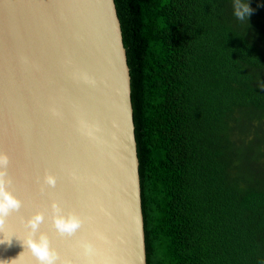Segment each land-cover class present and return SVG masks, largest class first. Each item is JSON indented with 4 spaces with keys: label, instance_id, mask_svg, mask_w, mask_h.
Segmentation results:
<instances>
[{
    "label": "trees",
    "instance_id": "trees-1",
    "mask_svg": "<svg viewBox=\"0 0 264 264\" xmlns=\"http://www.w3.org/2000/svg\"><path fill=\"white\" fill-rule=\"evenodd\" d=\"M113 1L146 264H264V0Z\"/></svg>",
    "mask_w": 264,
    "mask_h": 264
},
{
    "label": "water",
    "instance_id": "water-1",
    "mask_svg": "<svg viewBox=\"0 0 264 264\" xmlns=\"http://www.w3.org/2000/svg\"><path fill=\"white\" fill-rule=\"evenodd\" d=\"M129 81L113 0H0V154L20 201L0 264H38L22 243L38 213L57 264H146ZM53 203L80 218L71 236Z\"/></svg>",
    "mask_w": 264,
    "mask_h": 264
},
{
    "label": "clouds",
    "instance_id": "clouds-1",
    "mask_svg": "<svg viewBox=\"0 0 264 264\" xmlns=\"http://www.w3.org/2000/svg\"><path fill=\"white\" fill-rule=\"evenodd\" d=\"M241 14L240 11L237 12V15ZM7 164L8 157L4 154H0V225L4 223V218L7 217L11 211H16L20 208V201L12 196L5 187L7 181L5 180L6 171L4 169H6ZM44 182L48 186L53 187L56 183L55 178L52 176H45ZM51 209L53 213V226L59 234L71 236L81 226L82 222L78 216L72 213L66 216L63 215L62 210L55 203L51 205ZM42 222L43 216L39 213L27 221L30 231L22 243L36 257L38 264H57L59 257L54 250L50 249L47 236L44 234L35 236ZM83 250L85 255H90L93 252L92 245L88 243L84 244Z\"/></svg>",
    "mask_w": 264,
    "mask_h": 264
},
{
    "label": "snow or ice",
    "instance_id": "snow-or-ice-1",
    "mask_svg": "<svg viewBox=\"0 0 264 264\" xmlns=\"http://www.w3.org/2000/svg\"><path fill=\"white\" fill-rule=\"evenodd\" d=\"M10 239V238H9ZM3 241H5L4 239L3 240H0V242H3Z\"/></svg>",
    "mask_w": 264,
    "mask_h": 264
}]
</instances>
